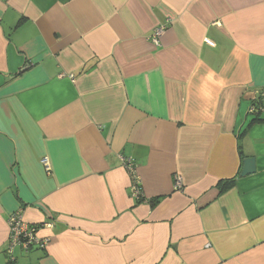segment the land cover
Instances as JSON below:
<instances>
[{"label": "crops", "instance_id": "0c3cea01", "mask_svg": "<svg viewBox=\"0 0 264 264\" xmlns=\"http://www.w3.org/2000/svg\"><path fill=\"white\" fill-rule=\"evenodd\" d=\"M263 86L264 0H0V264H264Z\"/></svg>", "mask_w": 264, "mask_h": 264}, {"label": "built area", "instance_id": "2783aa9c", "mask_svg": "<svg viewBox=\"0 0 264 264\" xmlns=\"http://www.w3.org/2000/svg\"><path fill=\"white\" fill-rule=\"evenodd\" d=\"M166 30V24L156 25L150 33V41L156 45H160V39ZM206 42L210 45L213 43L206 39ZM264 110V86L260 89L259 95L251 105L249 112L256 114L259 111ZM41 163L45 169L49 170V164L47 158L43 157ZM124 166L127 169L131 179V195L134 198H140V178L136 173L134 162L131 159L124 160ZM181 179L176 180V188L180 187ZM50 222H43L38 224H31L23 220L21 214L16 212L12 214L8 219L9 237L6 245V253L10 259H14L15 248H20L22 251L28 252L30 248H45L49 242L46 237H41L39 234L41 227H50Z\"/></svg>", "mask_w": 264, "mask_h": 264}, {"label": "water", "instance_id": "95a60500", "mask_svg": "<svg viewBox=\"0 0 264 264\" xmlns=\"http://www.w3.org/2000/svg\"><path fill=\"white\" fill-rule=\"evenodd\" d=\"M255 171V163L253 158L246 157L243 159V165L239 172L240 176H245L247 174L253 173Z\"/></svg>", "mask_w": 264, "mask_h": 264}, {"label": "trees", "instance_id": "16d2710c", "mask_svg": "<svg viewBox=\"0 0 264 264\" xmlns=\"http://www.w3.org/2000/svg\"><path fill=\"white\" fill-rule=\"evenodd\" d=\"M161 24H166V30H167V28H168V23L166 22V23H161ZM157 25H158V24H157ZM166 30H165V31H166ZM164 33H165V32H164ZM163 35H164V34H163ZM163 35H162V36H163ZM233 180H234V178H229V179H227L225 183H223V184L220 185V189L222 190V189H225L226 187L230 186V185L233 183ZM40 224H41V223H40ZM40 224H38V226H39ZM33 249L44 250L45 248H35V247L30 248V250H33ZM30 250H29V251H30Z\"/></svg>", "mask_w": 264, "mask_h": 264}]
</instances>
